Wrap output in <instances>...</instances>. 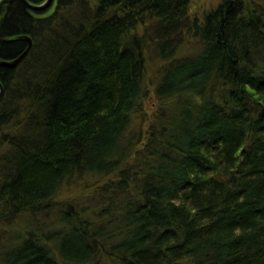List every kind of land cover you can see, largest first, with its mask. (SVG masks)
Masks as SVG:
<instances>
[{
    "label": "trees",
    "instance_id": "1",
    "mask_svg": "<svg viewBox=\"0 0 264 264\" xmlns=\"http://www.w3.org/2000/svg\"><path fill=\"white\" fill-rule=\"evenodd\" d=\"M191 1L0 2V264H264V0Z\"/></svg>",
    "mask_w": 264,
    "mask_h": 264
},
{
    "label": "rangeland",
    "instance_id": "2",
    "mask_svg": "<svg viewBox=\"0 0 264 264\" xmlns=\"http://www.w3.org/2000/svg\"><path fill=\"white\" fill-rule=\"evenodd\" d=\"M220 1L221 0H192L189 6L190 14L192 16H195V15L199 16L203 14L204 12L215 7L216 4L219 3ZM185 49H189V48L185 47ZM148 55L149 56L147 57V62H148L147 64L148 66H150V72L148 71L146 73V77L148 79L154 80L155 68L159 65L155 59L156 58L155 55L152 54L151 50ZM152 103L150 101L145 102V109L148 111L152 110L153 109L151 106ZM1 227H0V237L2 236V238L0 239V257L2 256L1 254L2 249L5 246H7V244L10 242V239L12 237V233L10 231H21L23 229L22 228L23 225L20 222H18L17 224L13 223L9 227H5V226H1Z\"/></svg>",
    "mask_w": 264,
    "mask_h": 264
},
{
    "label": "water",
    "instance_id": "3",
    "mask_svg": "<svg viewBox=\"0 0 264 264\" xmlns=\"http://www.w3.org/2000/svg\"><path fill=\"white\" fill-rule=\"evenodd\" d=\"M2 0H0L1 2ZM25 6H27L29 9H33V10H36V11H41V9H47L51 6V2L52 0H46L43 4H41L40 7H35L33 6L31 3L29 4L26 0H21ZM27 40V47L24 49V51L21 53L20 56L16 57L15 59H12L10 61H2V65L8 69H11V68H15L16 66H18L20 63H21V60L24 59L28 53L31 51V45H32V42L29 38H25ZM3 86L2 84L0 83V101H1V98L3 97Z\"/></svg>",
    "mask_w": 264,
    "mask_h": 264
},
{
    "label": "bare ground",
    "instance_id": "4",
    "mask_svg": "<svg viewBox=\"0 0 264 264\" xmlns=\"http://www.w3.org/2000/svg\"><path fill=\"white\" fill-rule=\"evenodd\" d=\"M17 1H18V0H17ZM19 1L25 6V4H24L21 0H19ZM26 1H27L29 4L31 3V4H32L33 6H35V7H40L41 4H43L46 0L40 2V4H34V3H32V2H30V1H28V0H26ZM52 1H53V0H52ZM26 7H27V6H26ZM27 8H28V7H27ZM28 9H29V8H28ZM30 9H31V8H30ZM30 9H29V10H30ZM31 10H32V11H35V12H41V11H45L46 9H41V11H36V10H33V9H31ZM22 60H23V59H22ZM22 60H21V63L23 62ZM21 63H20V64H21ZM20 64H19V65H20ZM19 65H18V66H19ZM16 67H17V66H16ZM16 67H15V68H16ZM3 92H4V89H3ZM3 92H2V93H3Z\"/></svg>",
    "mask_w": 264,
    "mask_h": 264
}]
</instances>
